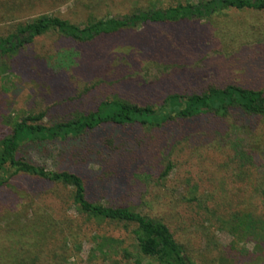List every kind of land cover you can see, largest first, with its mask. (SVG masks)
<instances>
[{
	"label": "rangeland",
	"instance_id": "rangeland-1",
	"mask_svg": "<svg viewBox=\"0 0 264 264\" xmlns=\"http://www.w3.org/2000/svg\"><path fill=\"white\" fill-rule=\"evenodd\" d=\"M196 2L0 0V36L11 23L39 15L59 16L82 26L135 10ZM5 63L0 70V120L43 112L41 123L50 125L83 115L102 100L156 108L172 94H200L227 85L264 93V11L220 9L198 20L140 24L85 44L48 33ZM169 127L163 134L110 126L92 133V141L109 137L118 149L145 154L148 162L128 169L120 167L121 161L110 162L98 146L85 156V150L77 156L69 153L68 149L84 147L82 138L50 143L30 151L28 157L46 170L81 176L90 201L128 206L161 221L195 264H264V238L239 233L231 218L250 213L251 219L264 223V211L237 204L243 197L254 200L255 187L223 181L220 189H210L211 182L224 176L213 162L212 149H221L215 154L218 163L234 159L237 151H264V117L232 112L223 119L205 116ZM110 155L124 158L127 153L116 150ZM163 159L173 167L160 180ZM252 167L251 176L264 178V160L255 157ZM62 191L28 177H12L0 189V264L145 263L129 227L76 214ZM202 199H210L209 210L216 204V212L204 213L199 206ZM93 235L117 240L131 259L102 258L91 247Z\"/></svg>",
	"mask_w": 264,
	"mask_h": 264
},
{
	"label": "trees",
	"instance_id": "trees-1",
	"mask_svg": "<svg viewBox=\"0 0 264 264\" xmlns=\"http://www.w3.org/2000/svg\"><path fill=\"white\" fill-rule=\"evenodd\" d=\"M220 9L264 11V0H197L196 3L176 4L165 9L135 10L121 18L91 20L82 26H76L53 15H39L28 20H18L16 24L11 23L0 36V70L4 68L3 64L12 59L19 50L48 33L74 43L85 44L96 38L134 28L140 24L198 20ZM232 112L264 117V93L227 85L223 88H208L200 94H172L156 108L151 105L140 106L125 100H102L96 103L94 109L83 115L50 125L41 123L44 117L43 112L36 115L2 116L0 120V189L5 187L12 177H28L53 187H60L63 190L62 196H66L76 214L110 225H122L125 229L129 227L132 243L137 249L139 259H145L143 264H195L184 256L182 246L175 241L161 221L141 215L128 206L102 205L90 201L87 198L86 181L81 176L66 170H46L31 162L28 153L43 149L50 143L66 144L82 138L84 147L68 149L69 153L77 156L85 150L83 154L85 156L91 153L94 146H98L101 151L105 150L108 159H111L110 162L115 164L121 161L123 164L120 167L128 169L135 164L142 166L143 160L145 163L148 162L145 154L139 153L138 150L130 151L126 146V149H118L109 137L92 141V133L97 128L110 126L122 130L142 129L145 132L152 131L151 134L153 132L163 134L170 129L169 125L173 122L182 123L205 116L223 119ZM116 150H122L127 155L124 158L111 156L110 153ZM220 152L219 147L211 151L214 157L213 162L217 163L216 167L223 171L224 176L218 181L211 182L210 189L217 187L220 189L223 181L227 182V185L249 182V185L255 187L257 191L256 198L252 200L243 197L237 204L254 206L253 212H263L264 178L256 174L253 177L250 171L255 157L264 160V151L259 153L235 151L234 159L230 161L225 159L218 163L215 154ZM163 162V170L158 174L160 180L164 179L173 167L170 160L163 159ZM109 176L112 174L110 173ZM226 193L233 196L231 190ZM49 194H52L53 198H60L53 192L49 191ZM208 201L200 200V209L204 213L216 212L217 205L215 204V207L209 210L206 206ZM250 216L251 214L248 213L240 216L233 215L231 218L236 220L239 233L264 238V223H260L261 219H251L252 216ZM225 223L227 222L221 221L222 225ZM90 244L94 248L93 252L104 259H111V256L121 257L124 260L131 259L129 251L121 248L118 241L110 237L93 235ZM134 264H142V262L136 260Z\"/></svg>",
	"mask_w": 264,
	"mask_h": 264
}]
</instances>
